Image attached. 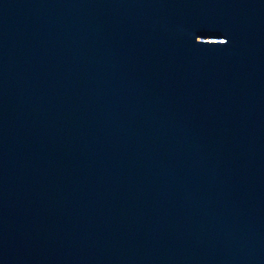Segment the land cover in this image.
Segmentation results:
<instances>
[{"label": "water", "instance_id": "water-1", "mask_svg": "<svg viewBox=\"0 0 264 264\" xmlns=\"http://www.w3.org/2000/svg\"><path fill=\"white\" fill-rule=\"evenodd\" d=\"M0 264H264V0H0Z\"/></svg>", "mask_w": 264, "mask_h": 264}]
</instances>
